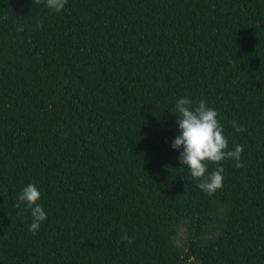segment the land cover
I'll use <instances>...</instances> for the list:
<instances>
[{
  "label": "trees",
  "instance_id": "1",
  "mask_svg": "<svg viewBox=\"0 0 264 264\" xmlns=\"http://www.w3.org/2000/svg\"><path fill=\"white\" fill-rule=\"evenodd\" d=\"M183 96L243 145L212 195L170 147ZM0 264H264V0H0Z\"/></svg>",
  "mask_w": 264,
  "mask_h": 264
},
{
  "label": "clouds",
  "instance_id": "2",
  "mask_svg": "<svg viewBox=\"0 0 264 264\" xmlns=\"http://www.w3.org/2000/svg\"><path fill=\"white\" fill-rule=\"evenodd\" d=\"M67 0H44L45 7L53 13L61 12ZM178 118L176 125L178 132L170 141V147L178 152V160L188 170L187 174L199 181L198 187L208 195L214 194L223 186L222 161L231 159L237 167L243 166L241 154L243 145L237 144L228 150V139L224 134V126L218 120L217 110L208 106L206 101L195 102L187 96L175 101L174 111ZM236 131H240L237 121L232 122ZM216 167L208 172V164ZM40 189L35 184L23 186L18 193L16 207L26 205L30 210L32 223L29 231L36 232L47 219V212L41 203ZM128 239L127 235L121 237Z\"/></svg>",
  "mask_w": 264,
  "mask_h": 264
},
{
  "label": "rangeland",
  "instance_id": "3",
  "mask_svg": "<svg viewBox=\"0 0 264 264\" xmlns=\"http://www.w3.org/2000/svg\"><path fill=\"white\" fill-rule=\"evenodd\" d=\"M185 232H186V228H184V227H181L180 228V231H179V237H180V240H183L185 237H186V234H185ZM211 235V234H210Z\"/></svg>",
  "mask_w": 264,
  "mask_h": 264
}]
</instances>
